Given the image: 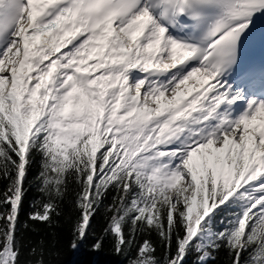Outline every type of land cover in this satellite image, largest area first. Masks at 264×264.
<instances>
[{
    "label": "snow or ice",
    "instance_id": "snow-or-ice-1",
    "mask_svg": "<svg viewBox=\"0 0 264 264\" xmlns=\"http://www.w3.org/2000/svg\"><path fill=\"white\" fill-rule=\"evenodd\" d=\"M262 13L264 0H0V264H53L62 219L71 250L91 236L126 264L221 250L264 264V89L230 82Z\"/></svg>",
    "mask_w": 264,
    "mask_h": 264
},
{
    "label": "trees",
    "instance_id": "trees-1",
    "mask_svg": "<svg viewBox=\"0 0 264 264\" xmlns=\"http://www.w3.org/2000/svg\"><path fill=\"white\" fill-rule=\"evenodd\" d=\"M37 170V166L34 165L33 169L31 170V174H35ZM0 187H3V183L0 182ZM37 195L33 190H30L27 194V197L24 202V210L21 214V220L23 221L26 218L27 212L30 210L28 207V201L33 199L34 196ZM70 198L71 193H69ZM65 211H67V205H65ZM32 223L31 221L29 222ZM103 223L102 217L97 216L94 220V226L97 231H99L101 225ZM37 229L41 230L40 234H44L46 239H50L46 234L49 231L46 226L43 223H35L34 225ZM26 231V235L29 236L33 241L37 237V233H32L30 231ZM58 235L56 239V245L55 250L60 252V255L53 256L52 262L53 264H126L125 259H122L119 256L110 255L107 252H92L89 250L88 245H90L93 242V237H89L84 243L80 245V247L77 250H71L68 247V242L70 239V232H69V225L67 223L63 222L62 219V226L56 230ZM154 241L157 239V237L153 234L151 237ZM109 245H105L107 248ZM26 251V249H25ZM25 257H21V259H24ZM45 259H48V257H45ZM224 259V251L221 250V252L218 254L217 260L215 261H209V264H223ZM189 264H191V261H189Z\"/></svg>",
    "mask_w": 264,
    "mask_h": 264
}]
</instances>
